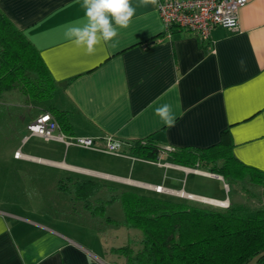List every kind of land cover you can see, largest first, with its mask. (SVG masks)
<instances>
[{"label":"crops","instance_id":"1","mask_svg":"<svg viewBox=\"0 0 264 264\" xmlns=\"http://www.w3.org/2000/svg\"><path fill=\"white\" fill-rule=\"evenodd\" d=\"M131 4L136 11L129 27L89 54L65 36L66 26L85 21L83 0H0V11L34 45L55 82L52 98L38 111L17 108L18 123L27 130L53 107L65 115L68 132L50 115L65 137L95 140L87 149L21 133L14 144L18 157L0 154V264H124L105 260L103 249L89 245L97 240L87 231L99 237L108 223L86 210L71 189L60 190L61 181L99 187L93 205L106 191L104 200L111 192H131L229 206L236 203L222 176L207 165L172 159L176 151H207L221 143L239 163L264 173V0H247L237 32L216 27L205 41L184 30L166 31L157 4ZM165 103L175 116L171 128L155 114ZM109 137L121 144L116 155L103 151ZM147 139L159 148L154 160L130 153V142ZM16 174L21 186L29 177L35 188L25 201L20 196L32 186L23 183L20 195L7 188ZM44 186L78 206L66 213L50 199L42 204ZM114 202L105 217L120 225L107 216Z\"/></svg>","mask_w":264,"mask_h":264},{"label":"trees","instance_id":"2","mask_svg":"<svg viewBox=\"0 0 264 264\" xmlns=\"http://www.w3.org/2000/svg\"><path fill=\"white\" fill-rule=\"evenodd\" d=\"M54 90L55 82L37 49L0 11V103L17 104L16 95L21 105L35 106L38 111L42 107L39 104L51 99ZM10 93L16 94L6 101L4 95ZM44 111L56 119L60 130L68 132L63 113L53 107ZM8 112L12 115V110ZM129 146L130 153L148 159H156L159 153L149 139L130 142ZM172 159L179 165H207L209 172L222 176L229 188H259L258 205L231 204L214 209L131 192H111L107 200L97 199L93 205L91 198L99 187L69 181L58 186L60 190L71 189L86 210L105 223L118 225L106 218L105 212L111 202L120 203L122 225L142 236L137 250L130 243L111 250L124 264H249L253 260L264 264V173L239 163L227 143L207 151H176Z\"/></svg>","mask_w":264,"mask_h":264},{"label":"rangeland","instance_id":"3","mask_svg":"<svg viewBox=\"0 0 264 264\" xmlns=\"http://www.w3.org/2000/svg\"><path fill=\"white\" fill-rule=\"evenodd\" d=\"M13 94H16V93L5 94L4 98L6 99V101L13 100L11 98ZM14 98H16V100H14V102L17 104H14L12 101L7 102V103H4V102L0 103V154L1 155H9L10 153L15 155L16 152H14V147H15L14 144L20 138L21 133H23L22 135H24V134L29 135L28 130H26V128H25V130H23V127L21 126V124L23 122L18 123L19 119L17 117L18 116L17 114L19 112H18L17 107H20L19 105H21V101L19 98L16 97V95L14 96ZM46 104H48V101L42 102L39 105L45 106ZM29 107L32 108L31 113L33 112L34 109H36L35 106L30 105ZM9 110H12V113H11L12 115H9V113H10V112H8ZM35 111H37V109ZM23 125H25V124H23ZM6 171L8 172L9 169H7ZM13 177H16V178L13 180H9L7 182V188L11 189L13 192H15L18 195L22 194L21 189H23V183L27 184L26 189L30 188L29 186H32L29 183V181H30L29 177H27V179L22 181V186L19 184V182H20L19 176L16 174ZM32 188H33V186H32ZM44 188H45V190L40 188V191L42 193L40 195V197H41L40 201L42 204L44 202L45 205H48V201L50 199V200H52V202L55 203V205H57L58 207L60 206L61 209L64 208L63 210L66 213L68 211V207H70V208L74 207L75 208L78 206L73 201H72V204L70 203V201H69L70 196L68 197L67 194L59 193L57 191H54V192L46 191L48 186H44ZM244 188H248V189L244 190ZM34 191H35V188H33V189L30 188L27 191H24V194H22V196H20V199L22 197L23 198L22 201L27 200L24 198H26L27 196L31 197V194H33V196H34ZM223 191H224V193L226 192L225 188H223ZM48 192H49V194H47ZM102 193H103L102 198L106 199L108 196L106 191H102ZM257 193H259V188H256L253 186L249 187L247 185H244V187L238 185L236 188H233V187L230 188L229 197L231 199V202H234L236 204H245L247 206L254 207V206L258 205ZM183 202H185V201H183ZM186 203L194 204V205H198V206L206 207V208H214V209L215 208L225 209L228 207L227 205L219 206V205L206 203V202L199 203V202H190V201L188 202L187 201ZM107 216H111L113 219L120 221V222L123 221V213H122L121 207H120L118 202H114L112 204V207L108 208ZM110 225L111 224L108 223L107 225H103L102 227L99 228L101 230L99 237L94 236L87 231V236H90V237L95 238L97 240L96 243H92L93 241H88L89 245L94 249H98V248L103 249L105 260L108 261L111 259L118 258L114 254L110 253L112 249H117V248L125 246L129 243L131 244V246L133 247L134 250H137L140 247V240H141L142 236H141V233L139 231L130 230V233L128 234L126 228L122 224L117 225V226H112V225L110 226ZM79 239H81V237H79ZM118 259H120V258H118ZM120 260H122V259H120ZM249 264H255V260L251 261Z\"/></svg>","mask_w":264,"mask_h":264},{"label":"built area","instance_id":"4","mask_svg":"<svg viewBox=\"0 0 264 264\" xmlns=\"http://www.w3.org/2000/svg\"><path fill=\"white\" fill-rule=\"evenodd\" d=\"M247 0H159L156 12L166 31L173 29L184 30L200 37L203 41L209 38L212 29L219 27L228 32L239 29V13ZM232 21L231 28L227 27ZM30 135L38 136L45 141L55 140L66 145H77L82 148L93 149V139L79 137H65L57 123L48 113L41 114L27 127ZM120 142L106 138L103 151L107 154H117ZM16 157L19 152H16ZM157 194L164 193L162 187H153Z\"/></svg>","mask_w":264,"mask_h":264},{"label":"clouds","instance_id":"5","mask_svg":"<svg viewBox=\"0 0 264 264\" xmlns=\"http://www.w3.org/2000/svg\"><path fill=\"white\" fill-rule=\"evenodd\" d=\"M139 3L142 6H155L158 0H139ZM83 7L85 21L66 26L65 36L76 46L84 47L89 54L102 43L113 41L118 36L119 29L128 28L136 11L131 0H83ZM232 23L229 21L226 26L231 28ZM239 64L243 69L245 60L241 58ZM155 114L167 127L175 126V116L170 104L157 107Z\"/></svg>","mask_w":264,"mask_h":264},{"label":"bare ground","instance_id":"6","mask_svg":"<svg viewBox=\"0 0 264 264\" xmlns=\"http://www.w3.org/2000/svg\"><path fill=\"white\" fill-rule=\"evenodd\" d=\"M190 198H192V197H190ZM198 200L203 201V202H206V203L216 204V205H219V206H225V205H227L226 203H222V202H215V201L203 200V199H198Z\"/></svg>","mask_w":264,"mask_h":264}]
</instances>
